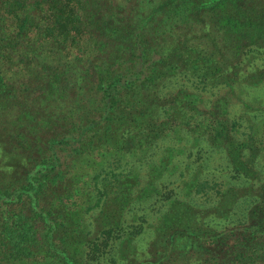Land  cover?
Instances as JSON below:
<instances>
[{"label": "trees", "instance_id": "16d2710c", "mask_svg": "<svg viewBox=\"0 0 264 264\" xmlns=\"http://www.w3.org/2000/svg\"><path fill=\"white\" fill-rule=\"evenodd\" d=\"M258 54L264 0H0V264H264V120L239 138L229 117L235 84L264 80ZM208 86L226 90L204 107ZM187 133L254 202L231 224L235 192L174 194L143 241L132 203L151 186L119 163Z\"/></svg>", "mask_w": 264, "mask_h": 264}, {"label": "rangeland", "instance_id": "374dc122", "mask_svg": "<svg viewBox=\"0 0 264 264\" xmlns=\"http://www.w3.org/2000/svg\"><path fill=\"white\" fill-rule=\"evenodd\" d=\"M262 64H264V54L256 55L254 65ZM193 83H196V80L186 81L178 76L171 80L168 87L177 89L183 85L192 89ZM209 87L200 93L204 107L209 105L208 100L226 90L223 86ZM234 87L235 92L244 102L231 98L229 117L238 122L240 132L238 137L244 138L250 131V122L264 120V80L256 85L239 83ZM176 137L170 136L159 140L157 142L159 146L144 162L133 165L129 163L123 165V161L119 163L124 170L131 167L136 172L140 182L134 190L149 184L151 186L146 190L148 195L145 199L132 203V206H141L137 214L132 217V224L146 226L141 236L143 241L153 236V226L158 218L154 210L160 204L167 205L169 200L174 199L168 200V198L174 194L195 206H209L217 201L220 192H235L237 198L227 220L231 224L244 222L246 212L254 202V197L244 195L241 197L237 193L243 192L247 182L244 178L236 177L228 155L223 149L210 144L204 137L197 141L199 145L194 144L193 136L188 133L179 135V139ZM256 165L264 168V151L256 157Z\"/></svg>", "mask_w": 264, "mask_h": 264}]
</instances>
